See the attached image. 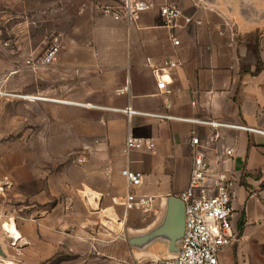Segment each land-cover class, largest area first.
<instances>
[{"label": "crops", "instance_id": "1", "mask_svg": "<svg viewBox=\"0 0 264 264\" xmlns=\"http://www.w3.org/2000/svg\"><path fill=\"white\" fill-rule=\"evenodd\" d=\"M168 1L178 2L184 12L175 30L165 26L160 14V7ZM172 33L179 46L173 44ZM70 50L73 59L68 57L66 61L64 56V68L75 70L70 64L73 60L72 65L79 66L83 76L91 77L90 82L84 80L83 94H73L74 102L90 104L80 107L104 113L102 120L78 127L101 147L96 164L110 169L96 172L97 178L104 180V188H88V194L80 192L79 202L87 199L97 219L83 221L80 217L78 224L74 222L79 228L74 232L78 240L74 237L72 242L65 234L71 224H61L59 204L53 208L41 204L42 210H48L38 212L36 220L27 224L30 237L26 254L31 264H50L61 257L60 245L74 243L81 251L83 237L100 244L107 243L106 239L114 243L125 236L123 228L117 240L113 238L107 226L111 220L104 214L114 210L118 216L120 210L125 211L128 184L121 172L126 168L144 176L138 193L153 198L154 205L159 197L167 196L159 202L165 212L167 199L189 187L199 152L210 171L227 175L235 224L241 233L239 242L221 254V264H264V136L184 121H216L264 130V0H157L152 11L131 25L98 18L91 43L72 45ZM168 59L178 66L164 77L167 88L160 91L148 60L161 66ZM126 87L128 91L119 94ZM129 107L174 119L142 115L129 119L122 113ZM193 133L200 139V148L191 145ZM129 136L154 140L156 150L127 154ZM178 179L183 182L180 189H174ZM29 208L33 213L38 206ZM123 215L118 218L120 225L126 226V212ZM126 242L129 256L128 239ZM112 248L105 251L114 253ZM140 255L145 259L161 256Z\"/></svg>", "mask_w": 264, "mask_h": 264}, {"label": "rangeland", "instance_id": "2", "mask_svg": "<svg viewBox=\"0 0 264 264\" xmlns=\"http://www.w3.org/2000/svg\"><path fill=\"white\" fill-rule=\"evenodd\" d=\"M97 1L0 0V242L7 254L6 258L0 256V264L32 263L26 254L30 237L27 224L36 220L38 212L48 210H42V205L53 208L59 204L60 222L71 224L65 234L71 236L72 242L74 237L79 238L74 233L79 229L74 222L78 224L80 217L83 221L97 217L87 199L79 202L80 192L88 194V188H104L105 182L97 178L96 172L110 167L96 164L95 156L101 147H96V139L84 135L78 126L102 120L104 113L84 108L90 104L74 102L91 77L83 76L79 66L72 65L73 60L70 64L75 70L64 68L62 59H73L72 45L91 43L97 19L107 18L94 8ZM57 44V61L44 66L43 58ZM77 86L80 89L76 90ZM177 182L172 185L174 189H180L183 180ZM166 197H159V202ZM157 202L151 211L126 215V226H121L118 218L125 214L123 209L118 216L114 210L107 212L104 216L111 220L107 226L113 238L123 228L124 237L100 244L83 237L81 251L74 243L60 245L62 256L50 264H131L145 259L129 240L161 224L165 212ZM32 204L38 206L33 213L28 209ZM13 224L22 236L18 241L9 230ZM109 246L114 253L105 251Z\"/></svg>", "mask_w": 264, "mask_h": 264}, {"label": "built area", "instance_id": "3", "mask_svg": "<svg viewBox=\"0 0 264 264\" xmlns=\"http://www.w3.org/2000/svg\"><path fill=\"white\" fill-rule=\"evenodd\" d=\"M156 2L157 0H98L94 8L115 22L124 21L131 25L137 22L142 14L152 11ZM160 14L165 26L171 30L177 28L178 22L184 16L183 8L175 1L163 4L160 7ZM171 39L175 46L180 45L174 33L171 34ZM59 53L60 45L57 44L48 50L42 64L44 66L54 64ZM148 64L157 79L158 89L164 91L167 88L164 77L169 71L177 68L178 63L168 59L163 61L161 66L155 65L151 60H148ZM127 91L126 87L119 91V94ZM122 113L129 119L137 115L160 120L174 119L167 115L139 113L130 107L122 110ZM184 121L215 129L226 128L264 136V130L246 126L216 121ZM191 145L195 149L201 147L200 139L195 133L192 135ZM126 149L128 152H154L156 143L151 139L129 136ZM231 154L232 151H228V155ZM121 175L128 184V191L123 201L126 215L135 211H151L154 207V199L138 193L144 184V176L128 168L124 169ZM178 198L184 204L185 213V230L178 254L158 256L152 259H136L131 264H221L220 257L224 250L239 242L241 233L235 224L236 211L227 175L218 170L210 171L201 152L197 153L194 158L189 187Z\"/></svg>", "mask_w": 264, "mask_h": 264}, {"label": "water", "instance_id": "4", "mask_svg": "<svg viewBox=\"0 0 264 264\" xmlns=\"http://www.w3.org/2000/svg\"><path fill=\"white\" fill-rule=\"evenodd\" d=\"M185 230L184 204L177 197H170L161 224L140 236L130 239V245L137 246L140 253H154L161 256H175L181 246ZM0 256L7 254L0 242Z\"/></svg>", "mask_w": 264, "mask_h": 264}, {"label": "bare ground", "instance_id": "5", "mask_svg": "<svg viewBox=\"0 0 264 264\" xmlns=\"http://www.w3.org/2000/svg\"><path fill=\"white\" fill-rule=\"evenodd\" d=\"M53 101V100H52ZM65 104H71V105H76V106H83L81 104H76V103H69V102H63ZM93 194V193H92ZM9 230L11 231V233L13 234V238L16 239L17 241L22 239L21 234L16 230L14 224L9 227Z\"/></svg>", "mask_w": 264, "mask_h": 264}, {"label": "trees", "instance_id": "6", "mask_svg": "<svg viewBox=\"0 0 264 264\" xmlns=\"http://www.w3.org/2000/svg\"><path fill=\"white\" fill-rule=\"evenodd\" d=\"M242 231V230H241Z\"/></svg>", "mask_w": 264, "mask_h": 264}]
</instances>
